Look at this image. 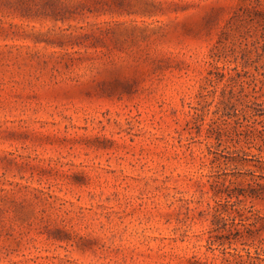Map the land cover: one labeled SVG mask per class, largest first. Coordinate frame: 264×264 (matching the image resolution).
<instances>
[{
	"label": "rangeland",
	"instance_id": "obj_1",
	"mask_svg": "<svg viewBox=\"0 0 264 264\" xmlns=\"http://www.w3.org/2000/svg\"><path fill=\"white\" fill-rule=\"evenodd\" d=\"M0 264H264V0H0Z\"/></svg>",
	"mask_w": 264,
	"mask_h": 264
}]
</instances>
